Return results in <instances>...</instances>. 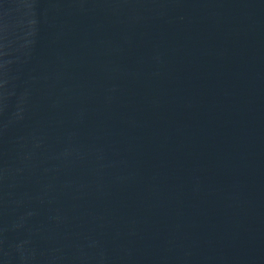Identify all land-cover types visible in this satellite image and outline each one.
I'll return each mask as SVG.
<instances>
[{
    "label": "water",
    "instance_id": "obj_1",
    "mask_svg": "<svg viewBox=\"0 0 264 264\" xmlns=\"http://www.w3.org/2000/svg\"><path fill=\"white\" fill-rule=\"evenodd\" d=\"M0 264H264V0H0Z\"/></svg>",
    "mask_w": 264,
    "mask_h": 264
}]
</instances>
